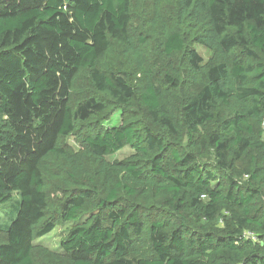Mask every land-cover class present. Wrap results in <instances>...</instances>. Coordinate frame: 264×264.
<instances>
[{
    "label": "trees",
    "instance_id": "trees-1",
    "mask_svg": "<svg viewBox=\"0 0 264 264\" xmlns=\"http://www.w3.org/2000/svg\"><path fill=\"white\" fill-rule=\"evenodd\" d=\"M141 1L0 0V264H264V0Z\"/></svg>",
    "mask_w": 264,
    "mask_h": 264
},
{
    "label": "rangeland",
    "instance_id": "rangeland-1",
    "mask_svg": "<svg viewBox=\"0 0 264 264\" xmlns=\"http://www.w3.org/2000/svg\"><path fill=\"white\" fill-rule=\"evenodd\" d=\"M157 5H160V9L162 8L163 11L162 13H159L160 16L165 19L169 20L170 18L174 17L175 15V9H174V2H171V0H142L139 4V15H135L134 21L132 22V30L134 33H138L140 29H145L143 28V25L146 26L147 23H149V20L151 21L156 19L159 20L161 17L156 14L154 17V13L158 9ZM142 10V11H140ZM158 13V12H157ZM142 21H144L145 24H142ZM193 47L201 54L203 58V62L205 65L202 71V74L200 75L199 80H197L195 83L189 84L191 86L192 91L198 90L203 82L205 81V76H206V64L216 61L217 59L213 58V52L201 44L194 43ZM169 60V59H166ZM115 59L111 53H106L102 57V63L104 67L109 68V67H114L115 66ZM172 62L175 63L177 67H182V64L180 63L179 58H174ZM160 78H163V74L160 76ZM164 79V78H163ZM84 86L87 85L86 82L83 83ZM174 109L176 108V104H173ZM119 114H115L114 119L108 122L110 126L114 125L115 123L119 124ZM111 123V124H110ZM114 123V124H113ZM85 128H81L78 132H76L74 135L69 136L67 138V147L73 151H78L82 148H84V143H83V137L81 135L82 132H84ZM130 153V148L126 147L124 150L109 155L108 159L109 160H116V159H121L125 156H127ZM48 197L50 201L53 202L54 204V209L59 206V204L62 202L64 199L63 196V191L61 189H58L57 187H52L51 190L48 192ZM20 199V195L15 192L13 194V199L0 207V224H5L7 219L5 217V212L13 205L14 202ZM56 211V210H55ZM53 212L54 214V222L56 223L55 228L45 236H42L38 238L35 241L36 251L35 255L38 258V260L41 263H48L53 260H58L62 259L63 257V252L61 249V243L62 240L66 238L68 235L70 229L73 226L72 221H67L64 220L63 218L59 217V214L56 212ZM56 215V216H55ZM7 237V234L4 231H0V240H5Z\"/></svg>",
    "mask_w": 264,
    "mask_h": 264
},
{
    "label": "built area",
    "instance_id": "built-area-1",
    "mask_svg": "<svg viewBox=\"0 0 264 264\" xmlns=\"http://www.w3.org/2000/svg\"><path fill=\"white\" fill-rule=\"evenodd\" d=\"M248 235L253 237V235L251 233H249Z\"/></svg>",
    "mask_w": 264,
    "mask_h": 264
}]
</instances>
